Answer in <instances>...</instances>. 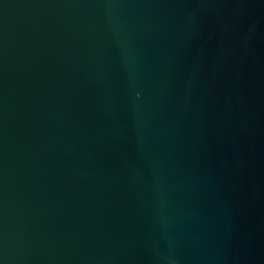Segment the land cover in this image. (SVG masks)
<instances>
[{"label": "water", "instance_id": "95a60500", "mask_svg": "<svg viewBox=\"0 0 264 264\" xmlns=\"http://www.w3.org/2000/svg\"><path fill=\"white\" fill-rule=\"evenodd\" d=\"M0 264H264V0H0Z\"/></svg>", "mask_w": 264, "mask_h": 264}]
</instances>
